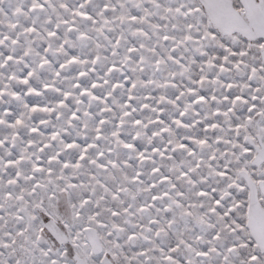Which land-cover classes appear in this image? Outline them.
<instances>
[{
	"label": "snow or ice",
	"instance_id": "snow-or-ice-1",
	"mask_svg": "<svg viewBox=\"0 0 264 264\" xmlns=\"http://www.w3.org/2000/svg\"><path fill=\"white\" fill-rule=\"evenodd\" d=\"M0 264H264V0H0Z\"/></svg>",
	"mask_w": 264,
	"mask_h": 264
}]
</instances>
